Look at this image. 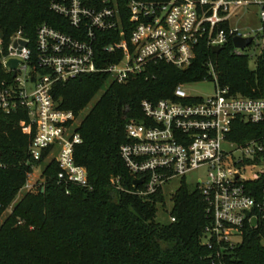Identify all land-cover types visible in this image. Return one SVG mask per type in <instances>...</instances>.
<instances>
[{
	"label": "built area",
	"instance_id": "2783aa9c",
	"mask_svg": "<svg viewBox=\"0 0 264 264\" xmlns=\"http://www.w3.org/2000/svg\"><path fill=\"white\" fill-rule=\"evenodd\" d=\"M50 7L73 33L44 23L34 41L22 30L11 37L1 58L11 78L0 82V109L25 111L20 126L32 135L29 154L38 163L34 169L55 162L59 182L79 187H90L87 167L75 160L83 142L81 114L59 107L51 93L55 83L97 72L109 76L107 84L126 83L137 75L149 76L157 63L187 67L203 43L211 50L223 49L232 40L233 54H248L264 35V0H53ZM253 7L262 26L241 33L234 24ZM236 35L254 40L240 48L234 44ZM263 46L264 39L255 45L260 50L250 55L251 62ZM11 58L19 61L16 68L7 66ZM207 65L214 78L202 81L214 84L213 94H189L183 83L174 89V97L141 103L144 118L126 124L127 141L120 147L132 186L126 188L121 175L112 184L150 197L169 180L204 170L194 187L205 196L210 219L201 243L210 249L213 264H236L227 255L240 245L245 225L264 221V185L259 182L264 176V133L245 141L229 135L236 119L264 125V93L253 98L234 93L219 83L213 62ZM32 172L23 189H31Z\"/></svg>",
	"mask_w": 264,
	"mask_h": 264
},
{
	"label": "trees",
	"instance_id": "16d2710c",
	"mask_svg": "<svg viewBox=\"0 0 264 264\" xmlns=\"http://www.w3.org/2000/svg\"><path fill=\"white\" fill-rule=\"evenodd\" d=\"M52 1L0 0V82L11 78L1 58L17 31L32 41L44 23L73 33L68 21L51 9ZM232 50V40L217 53L203 43L187 67L157 63L149 76L137 75L126 83L107 84L109 76L99 72L55 83L51 93L59 107L81 114L83 142L76 148L75 160L87 167L90 187L60 183L59 166L50 162L44 168V186L22 196L0 226V264H213L210 249L201 243L210 221L203 193L183 181L172 197L170 217L175 220L161 222L158 205L166 200L162 190L143 197L116 189L112 178L121 175L126 188L132 186L120 147L127 141L126 124L144 118L141 103L174 97L179 84L213 79L208 61L213 62L222 86L252 98L263 95L264 46L252 68L249 54ZM101 89L103 93L83 116ZM25 118L23 110L0 109V211L14 201L38 164L29 154L32 135L20 126ZM263 133L264 125L236 119L229 138L245 141ZM259 182L264 185V176ZM27 214L33 215L32 231L16 225L17 218ZM245 226L243 239L227 255L228 261L264 264V221Z\"/></svg>",
	"mask_w": 264,
	"mask_h": 264
},
{
	"label": "rangeland",
	"instance_id": "374dc122",
	"mask_svg": "<svg viewBox=\"0 0 264 264\" xmlns=\"http://www.w3.org/2000/svg\"><path fill=\"white\" fill-rule=\"evenodd\" d=\"M258 9L256 7L252 8V12L250 14H246L241 16L240 18L237 19V23L234 24V27L237 28L241 33H250L251 30L253 29H259L262 26V23L258 17L257 14ZM1 37V33H0ZM260 40H256L255 45L258 42H262L264 39V35L261 34L259 35ZM254 44H252L251 49L248 51L246 50V53L249 55H252V53H258L260 50V47H255ZM261 46V44L259 45ZM254 61L252 60L251 62V68L254 66ZM185 90L189 94L196 95V96H207L210 94H213L215 89H214V84L210 81H201V82H195V83H187L184 86ZM103 93V89L98 91V94L95 96V98L90 102V104L86 107L85 111H83V116H85L90 110V108L96 103L100 95ZM237 156V155H235ZM44 168L45 167H36L33 172L31 177L28 179L30 183L32 184V187L30 190L26 189H21L18 194L15 196V199L12 203L9 205L5 206L1 211H0V226L10 217L12 216L15 205L19 200L22 199V196H24L26 193H33L39 190L41 186H43L44 183ZM203 177L204 176V170L199 169L192 171L186 175L185 179L182 178H173L169 180L167 184L163 186V194L166 197L165 203L164 204H159L158 205V217L157 219L161 222H168L170 221V210L173 205V200L172 197L174 195V192L179 188V186L182 184L183 181L187 182V184L191 187H195V178L197 177ZM33 216V215H32ZM32 216L29 214L24 215V216H19L17 218L16 225H24L28 227L29 231H32L35 229V225L32 222ZM29 219V220H28Z\"/></svg>",
	"mask_w": 264,
	"mask_h": 264
},
{
	"label": "water",
	"instance_id": "95a60500",
	"mask_svg": "<svg viewBox=\"0 0 264 264\" xmlns=\"http://www.w3.org/2000/svg\"><path fill=\"white\" fill-rule=\"evenodd\" d=\"M254 40V36H251V37H242V36H239V35H236L235 38H234V44L237 46V47H240V48H246L248 47L249 45H251L252 41ZM24 44H26V42H23ZM222 49V47L220 46H217V47H214L212 49V52L213 53H217L219 52L220 50ZM19 61L16 60V59H12L10 61H8L7 63V66L9 67H13V68H16L17 65H18ZM143 182V179H137L136 180V183H142Z\"/></svg>",
	"mask_w": 264,
	"mask_h": 264
}]
</instances>
